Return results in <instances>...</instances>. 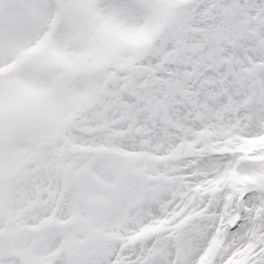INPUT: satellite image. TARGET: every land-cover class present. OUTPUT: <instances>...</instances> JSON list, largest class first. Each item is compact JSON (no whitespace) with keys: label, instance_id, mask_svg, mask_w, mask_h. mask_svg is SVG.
<instances>
[{"label":"snow or ice","instance_id":"snow-or-ice-1","mask_svg":"<svg viewBox=\"0 0 264 264\" xmlns=\"http://www.w3.org/2000/svg\"><path fill=\"white\" fill-rule=\"evenodd\" d=\"M0 264H264V0H0Z\"/></svg>","mask_w":264,"mask_h":264}]
</instances>
